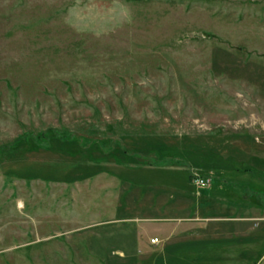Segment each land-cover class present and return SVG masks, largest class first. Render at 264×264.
Returning a JSON list of instances; mask_svg holds the SVG:
<instances>
[{
  "label": "rangeland",
  "instance_id": "rangeland-1",
  "mask_svg": "<svg viewBox=\"0 0 264 264\" xmlns=\"http://www.w3.org/2000/svg\"><path fill=\"white\" fill-rule=\"evenodd\" d=\"M3 147L0 264H264V0H0Z\"/></svg>",
  "mask_w": 264,
  "mask_h": 264
},
{
  "label": "trees",
  "instance_id": "trees-1",
  "mask_svg": "<svg viewBox=\"0 0 264 264\" xmlns=\"http://www.w3.org/2000/svg\"><path fill=\"white\" fill-rule=\"evenodd\" d=\"M6 147L5 148L4 147L3 148H0V152H3L6 149ZM246 196L248 198H253V200L255 202L254 204H256V206H258V207H264V195H261V194H253L251 192H246Z\"/></svg>",
  "mask_w": 264,
  "mask_h": 264
},
{
  "label": "built area",
  "instance_id": "built-area-1",
  "mask_svg": "<svg viewBox=\"0 0 264 264\" xmlns=\"http://www.w3.org/2000/svg\"><path fill=\"white\" fill-rule=\"evenodd\" d=\"M199 182V184H203V180L200 179V180H197Z\"/></svg>",
  "mask_w": 264,
  "mask_h": 264
}]
</instances>
